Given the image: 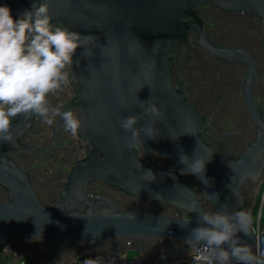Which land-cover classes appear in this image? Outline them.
Segmentation results:
<instances>
[{
	"label": "water",
	"instance_id": "water-1",
	"mask_svg": "<svg viewBox=\"0 0 264 264\" xmlns=\"http://www.w3.org/2000/svg\"><path fill=\"white\" fill-rule=\"evenodd\" d=\"M40 2L0 0V5H8L13 17L19 18ZM209 3L258 15L264 29V0H47L52 22L80 33L84 41V49H77L74 56L78 63L73 65L70 81L79 89L68 109L78 110V134L92 148L73 168L60 198L46 206L32 187L28 170L7 155L10 151L40 154L21 141L31 123L24 126L23 115L13 121L12 142H0V186L8 196L0 202V247L15 227L28 239L46 237L65 244L175 239L189 247L185 241L191 230L201 226L199 214L190 211L193 202L205 211L204 201H209L214 211L227 206L231 213L244 207L242 185L258 180L264 169V121L246 153L216 150L198 137L202 116L185 104L180 90L171 83V49L187 43L188 31L200 20L197 7ZM203 37L202 44L210 53H221L225 60L254 63L246 53L216 46ZM255 78L253 68L247 80L248 93ZM149 105L157 107L158 117L145 111ZM129 115L140 116L138 129L149 122L156 136L150 138L141 131L140 138L129 146L124 138L131 133L120 127V121ZM136 143L145 147L147 161L136 153ZM154 150L175 169L158 167L152 160ZM182 155L188 157V163L206 160L202 175L207 184L180 162ZM91 181L104 182L126 196L167 203L178 216H142L120 209L110 196L89 194ZM191 183L198 185L201 197ZM185 219L188 223L182 226ZM238 235L254 252L257 246L264 249V231L257 234L252 226L251 236Z\"/></svg>",
	"mask_w": 264,
	"mask_h": 264
},
{
	"label": "flooded vegetation",
	"instance_id": "flooded-vegetation-1",
	"mask_svg": "<svg viewBox=\"0 0 264 264\" xmlns=\"http://www.w3.org/2000/svg\"><path fill=\"white\" fill-rule=\"evenodd\" d=\"M197 11L200 20L197 27L188 31L187 43L175 45L171 49V83L180 90L185 104L202 116V120L198 121V137L216 150L242 155L257 139L259 123L264 121L263 21L260 16L250 12L225 10L212 3L199 5ZM203 36L216 46L246 53L254 63L250 60H225L221 53H210L202 44ZM253 68L256 70V78L248 93L249 87L246 88V85ZM78 89L79 86L70 81L67 87L49 97L50 102L63 105V110H68V103L77 95ZM246 96L251 99H246ZM73 111L78 115L77 109ZM23 117L26 120L23 125L31 123V127L25 130L21 141L39 150L40 154L10 151L7 155L28 170L31 185L40 201L51 206L60 198L64 183L73 168L86 159L92 146L78 133L72 136L64 131L60 118H57L54 125L48 126L39 117ZM135 145L138 156L147 161L148 154L143 144ZM152 160L158 167L175 169L157 150L153 151ZM191 185L201 197L198 185ZM263 187L264 169L258 180H248L242 185L241 193L246 199L243 209L250 210V202L258 199ZM88 193L110 196L120 209L137 215L178 216L167 203L126 196L101 181L89 182ZM7 200L6 190L0 186V202ZM204 205L214 210L209 201H204ZM255 225L264 231V221ZM105 243L65 244L46 237L28 239L20 232L19 238L10 236L0 250L15 251L21 248L31 251L33 248V257L27 259L30 262L40 259L47 263H57L63 258L73 260L84 254L99 257L100 249L108 246Z\"/></svg>",
	"mask_w": 264,
	"mask_h": 264
},
{
	"label": "clouds",
	"instance_id": "clouds-1",
	"mask_svg": "<svg viewBox=\"0 0 264 264\" xmlns=\"http://www.w3.org/2000/svg\"><path fill=\"white\" fill-rule=\"evenodd\" d=\"M52 20L47 0H41L38 6L34 3L19 18L13 17L8 5H0V142H12L13 121L21 115L39 117L48 126L60 118L64 131L72 136L81 127L73 110L53 105L49 97L69 85L73 65L78 63L74 56L77 49H84V41L80 33L58 26ZM145 111L152 116L160 115L155 105H149ZM139 120L140 116L129 115L120 121L121 129L131 133L124 138L129 146L140 138L141 131L150 138L156 136L149 122L138 129ZM180 162L207 184L202 175L206 160L198 158L188 163V157L182 155ZM146 174L154 180L151 171ZM261 208L264 210V204ZM190 211L199 214L201 225L192 229L185 241L190 252L195 253L193 264H264V249L257 246L254 252L238 235L242 232L251 236V210L241 206L229 213L227 206H223L221 210L208 212L193 202ZM187 223L185 219L182 226ZM98 259L87 258L83 264H97Z\"/></svg>",
	"mask_w": 264,
	"mask_h": 264
},
{
	"label": "rangeland",
	"instance_id": "rangeland-1",
	"mask_svg": "<svg viewBox=\"0 0 264 264\" xmlns=\"http://www.w3.org/2000/svg\"><path fill=\"white\" fill-rule=\"evenodd\" d=\"M262 204H264V187L262 189V192L260 194V196L258 197V199L254 202H250L249 207L250 210L253 208L252 214H253V225L260 223V221H264V210H262L261 206ZM175 213V212H174ZM165 216H169V215H165ZM19 230L18 229H14L11 232V236H14L15 239L19 238ZM157 244L160 246V253L157 255L152 254L150 252L147 251V247H145V249H142V246L139 247V249L141 250V252H143V254H145V256L152 262L151 264H177L180 263L184 260H186L189 257V254L183 255L182 257H174V258H169L166 253L164 252V248L165 247V240H158ZM37 247V246H36ZM130 247V246H129ZM127 248V250L122 254V256L120 257H126L128 255V251L129 249H138V244L134 243L130 248ZM15 251H11L9 249H6L4 252V254L6 255V259L5 262L2 264H21L19 263V261H24L27 259H30L33 257V248L31 251L28 250H21V248H17L14 249ZM146 250V251H145ZM136 255V253L130 252L129 254V258H133ZM88 255H80L76 258H74L73 260H68L67 258H63L62 261H59L57 263H47L43 260L40 259H35V261L32 263L29 261L31 264H76V262L78 261V259H80L81 257H86ZM101 257V256H100ZM31 260V259H30ZM28 263V264H30Z\"/></svg>",
	"mask_w": 264,
	"mask_h": 264
},
{
	"label": "trees",
	"instance_id": "trees-1",
	"mask_svg": "<svg viewBox=\"0 0 264 264\" xmlns=\"http://www.w3.org/2000/svg\"><path fill=\"white\" fill-rule=\"evenodd\" d=\"M207 210L210 212H214V210H211L210 207H207ZM14 229H18L17 227L13 228L12 231ZM19 232H21L19 230ZM166 244L164 248V252L166 253V255L169 258H174V257H182L183 255L189 254V256L191 255L192 252H190L189 247L185 246L183 243H180L178 241H176L175 239H170V240H165ZM108 246L113 245V247L109 250L107 249H100V252L98 254V256L100 257H108V258H113V257H120L122 256V254L127 250V248L130 246H132L134 243L138 244V249L139 247L142 246V249H145V247H147V251L157 255L160 253V246L157 244V241L155 242H151V241H145L143 243H141L140 241H134L131 244H127V242L123 239H115L109 242H106ZM105 243V244H106ZM129 247V248H130ZM146 251V250H145ZM130 252L136 253V254H141L145 257V259L149 262L148 264H151L152 262L145 256V254H143V252H141V250H135V249H129V251L127 252L128 255L126 257H129ZM6 255L4 254L3 250H0V264L5 262L6 259ZM185 261V260H184ZM182 261V262H184ZM177 263V264H184V263Z\"/></svg>",
	"mask_w": 264,
	"mask_h": 264
},
{
	"label": "built area",
	"instance_id": "built-area-1",
	"mask_svg": "<svg viewBox=\"0 0 264 264\" xmlns=\"http://www.w3.org/2000/svg\"><path fill=\"white\" fill-rule=\"evenodd\" d=\"M254 229L257 232V234H260L262 232L259 225H254ZM193 255H195L194 252H192L191 255L182 263L193 264V261H192ZM87 258H92V259L99 258L97 264H148L149 263L143 255L136 254L133 258H129V257L104 258V257H88L87 256V257H81L80 259H78L76 264H83V261ZM19 263L28 264L30 262L27 260H24L21 262L19 261ZM234 264H235V262H234Z\"/></svg>",
	"mask_w": 264,
	"mask_h": 264
}]
</instances>
